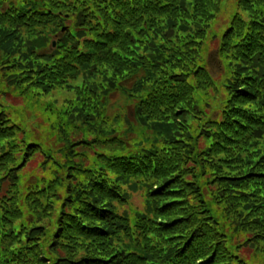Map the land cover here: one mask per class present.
Wrapping results in <instances>:
<instances>
[{"label": "trees", "instance_id": "16d2710c", "mask_svg": "<svg viewBox=\"0 0 264 264\" xmlns=\"http://www.w3.org/2000/svg\"><path fill=\"white\" fill-rule=\"evenodd\" d=\"M235 4L0 0V264H264V0Z\"/></svg>", "mask_w": 264, "mask_h": 264}, {"label": "rangeland", "instance_id": "374dc122", "mask_svg": "<svg viewBox=\"0 0 264 264\" xmlns=\"http://www.w3.org/2000/svg\"><path fill=\"white\" fill-rule=\"evenodd\" d=\"M236 0H221V9L220 12L218 13V15L213 19L214 23V28L217 29V32H219L220 30H222L225 27V24L227 23V21L229 20L230 16L235 12L238 11L236 9V4H235ZM241 14L245 15V13ZM212 21V22H213ZM213 28V26H212ZM210 33V30H209ZM54 40H52L53 43ZM216 61L215 59L211 60V67L212 69H216ZM54 95L56 97L57 102L55 104L59 105L61 104L62 100L71 96V93L69 91H64V92H54ZM54 99V97H53ZM121 101L122 99L118 98H113L112 99V104L113 106L109 109V111H114L112 112L110 115L114 114V113H124L126 114V110H123L122 106H121ZM13 102L15 103V105H19L22 103V99L18 98V99H14ZM24 104V103H23ZM119 106L122 108V110H118ZM23 107L24 109H21L20 111L23 112L25 115L30 116L33 115L35 116V121L37 122L38 125H41L43 127L49 126V124L47 122H44V116H46V113H41L40 109H38L37 107H32V108H25V106H20ZM129 110V109H128ZM108 111V112H109ZM44 115V116H43ZM35 153V152H34ZM32 153L31 156L34 154ZM42 156L41 155H34L32 160L28 163L27 165V170L28 171H33V170H39V164L42 161ZM30 159V158H29ZM29 161V160H28ZM131 199H130V203L133 207H135L136 209L141 208L142 205V198L141 195L139 193H134L133 195L131 194ZM253 259V262L256 263V259L252 256H250Z\"/></svg>", "mask_w": 264, "mask_h": 264}, {"label": "water", "instance_id": "95a60500", "mask_svg": "<svg viewBox=\"0 0 264 264\" xmlns=\"http://www.w3.org/2000/svg\"><path fill=\"white\" fill-rule=\"evenodd\" d=\"M52 44L54 45V42Z\"/></svg>", "mask_w": 264, "mask_h": 264}]
</instances>
